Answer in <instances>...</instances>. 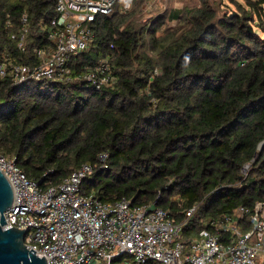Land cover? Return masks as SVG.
I'll return each instance as SVG.
<instances>
[{"label":"trees","instance_id":"obj_1","mask_svg":"<svg viewBox=\"0 0 264 264\" xmlns=\"http://www.w3.org/2000/svg\"><path fill=\"white\" fill-rule=\"evenodd\" d=\"M144 1L99 14L68 77L0 79V155L41 185L89 163L82 193L151 203L175 222L196 206L187 237L264 201V0H199L142 20ZM56 4L0 0V62H39ZM102 57L117 82L99 90L84 73Z\"/></svg>","mask_w":264,"mask_h":264},{"label":"built area","instance_id":"obj_2","mask_svg":"<svg viewBox=\"0 0 264 264\" xmlns=\"http://www.w3.org/2000/svg\"><path fill=\"white\" fill-rule=\"evenodd\" d=\"M117 1L57 0L48 44L36 50L39 62L1 61L0 79L21 84L68 77L72 58L93 43V22L99 14L110 13ZM132 3L124 0L122 10ZM26 35L27 27H23L19 48H25ZM84 78L99 90L117 82L108 57L88 65ZM106 157L103 153L100 158ZM0 169L14 191L3 227L25 228V246L43 256L47 264H264V201L256 202L253 208L242 205L221 213L209 219L207 227L185 237L183 228L196 206L175 222L167 210L151 203L132 204L127 198L102 201L88 196L81 192V183L93 173L89 163L59 183L44 185L30 179L14 158L0 155Z\"/></svg>","mask_w":264,"mask_h":264},{"label":"water","instance_id":"obj_3","mask_svg":"<svg viewBox=\"0 0 264 264\" xmlns=\"http://www.w3.org/2000/svg\"><path fill=\"white\" fill-rule=\"evenodd\" d=\"M264 145L261 142L259 148ZM14 201L13 187L0 169V264H47L46 259L38 256L34 249H28L24 244L25 228H4L5 211Z\"/></svg>","mask_w":264,"mask_h":264},{"label":"rangeland","instance_id":"obj_4","mask_svg":"<svg viewBox=\"0 0 264 264\" xmlns=\"http://www.w3.org/2000/svg\"><path fill=\"white\" fill-rule=\"evenodd\" d=\"M225 2L229 3L232 9L235 8L234 5L229 2V0H224ZM124 0H118L115 4V8L121 9L123 7ZM199 4V0H145L142 6L143 8V18L142 20H146L147 17L153 15L156 11L161 10L165 7H182L184 5H194ZM116 262L115 264H118Z\"/></svg>","mask_w":264,"mask_h":264}]
</instances>
